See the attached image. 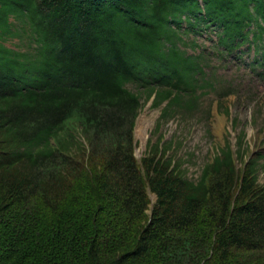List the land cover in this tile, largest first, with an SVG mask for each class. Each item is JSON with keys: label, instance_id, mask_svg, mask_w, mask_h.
<instances>
[{"label": "trees", "instance_id": "16d2710c", "mask_svg": "<svg viewBox=\"0 0 264 264\" xmlns=\"http://www.w3.org/2000/svg\"><path fill=\"white\" fill-rule=\"evenodd\" d=\"M212 30L264 84V0H0V264H264L261 153L226 143L197 181L136 156L146 102L216 89L184 41Z\"/></svg>", "mask_w": 264, "mask_h": 264}, {"label": "rangeland", "instance_id": "374dc122", "mask_svg": "<svg viewBox=\"0 0 264 264\" xmlns=\"http://www.w3.org/2000/svg\"><path fill=\"white\" fill-rule=\"evenodd\" d=\"M184 39L189 44L190 54L205 53L209 67L206 70L216 73L219 84L216 89L207 90L209 92L200 98L198 109L184 118L177 114L162 119L167 103L153 107L154 98L146 102L135 129L138 160L157 145L160 149L167 147L168 156L182 164L189 179L197 181L213 155L229 143L235 152L245 149L243 166L259 153L263 155L260 160L263 168H259L258 176L259 183L264 186V84L257 74L263 70L258 69V64L255 73L251 70L255 64L254 50L240 58L224 55L217 44L218 30L191 34ZM6 46L17 49L20 43L12 40ZM225 87L229 95L232 94L229 98L220 95ZM227 110L229 113L224 114ZM150 196L152 203L148 214L152 215L157 196Z\"/></svg>", "mask_w": 264, "mask_h": 264}]
</instances>
